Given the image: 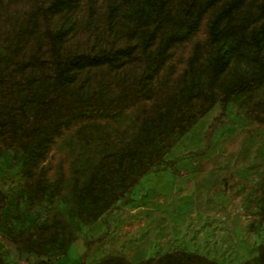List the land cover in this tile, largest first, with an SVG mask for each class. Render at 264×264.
Masks as SVG:
<instances>
[{"label":"rangeland","instance_id":"1","mask_svg":"<svg viewBox=\"0 0 264 264\" xmlns=\"http://www.w3.org/2000/svg\"><path fill=\"white\" fill-rule=\"evenodd\" d=\"M90 1L91 8L80 0L74 9L51 17L53 26L62 31L57 46L60 55L84 46L98 49L122 42L136 9L145 14L156 35L184 32L188 27L178 13L188 0H166L163 6L158 0ZM198 1L204 4L206 0ZM213 1L211 9L218 10L232 0ZM258 2L249 0L242 6L249 12ZM30 5L31 0H0V27H11ZM156 14H162L159 26L152 22ZM202 31L189 43L192 65L186 73L166 71L167 91L155 109L143 112L135 105L113 118L94 120L113 123L86 124L74 118L113 96L120 82H127L130 89L144 77L148 64L139 52L140 37L135 36L130 40L134 50L120 66L105 70V66L90 65L73 71L69 86L83 100L74 113L60 120L62 130L55 140L44 136L16 152L10 114L17 112L19 104L30 103V95L16 81L15 63L0 44V138L4 140L0 147V264H43V260L138 264L146 258L171 264V255L178 252L202 253L212 264H258L264 240V123L250 118L241 100L227 103L224 122L206 140L208 125L221 111L216 93V100L185 132L174 134L160 168H151L128 187L126 177L136 170L137 162L123 152L137 143L125 138L116 145L118 141L110 136L116 124L127 133L130 121L148 123L156 116L165 117L173 109L168 92L186 85L206 87V63L219 42ZM228 43H220L222 48L227 46L228 61L216 83L229 81L233 70L261 72L264 42L233 48ZM30 50L36 64L20 72L34 85L41 79L47 82L48 53L41 31L15 58L27 59ZM78 204L85 210L83 216L77 211ZM39 232L46 237L41 252L27 250Z\"/></svg>","mask_w":264,"mask_h":264},{"label":"trees","instance_id":"2","mask_svg":"<svg viewBox=\"0 0 264 264\" xmlns=\"http://www.w3.org/2000/svg\"><path fill=\"white\" fill-rule=\"evenodd\" d=\"M79 1L31 0V5L22 10L20 17L11 27L8 29L0 27V44L7 56L15 63L13 66L15 79L30 95V103L19 104L17 112L10 114V123L15 130V140L12 144L15 152L18 147H25L44 136L52 141L55 140V135L60 134L62 130L60 120L67 114L74 113V110L80 106L78 102L83 100L81 94L69 86L73 71L90 65L105 66V70L120 66L126 56L134 50L135 44L130 40L135 36L140 37L139 52L148 64L144 77H140L138 85L130 89L126 88L127 82H120L113 96L87 111L76 113L74 118L85 120L82 122L86 124L113 123L115 121L94 120L103 117L113 118L135 105L143 112L155 109L158 103L164 100V92L167 91L163 78L166 71L178 69L179 73L184 74L192 65L188 46L189 43L197 40L198 37L195 38L197 33L203 29L204 34L219 44L213 57L206 63L205 88L193 89L192 85H186L176 91L168 92L167 97L173 109L170 113H166L165 117L156 116L148 123L130 121L131 128L127 133H124L122 125L116 124L115 129L110 133L112 139L118 141L116 145L125 138L137 143L129 144L123 152L124 155H133L137 162L136 170L126 177V187L136 183L151 168H160L164 153L173 144L174 134L185 132L193 120L204 113L216 100V93H219L221 111L208 125L206 140L215 128L224 122L222 116L225 107L235 99L244 103V111L250 118L264 123V60L260 64L261 72L258 69L246 72L233 70L229 81L223 84L214 81L228 61L227 46L222 48L220 43L228 40V46L233 48L239 45L260 46L264 42V0H259L255 8L249 12L242 6L249 0H232L218 10L211 9L213 0H206L204 4L198 0L184 1L178 13L187 22V29L184 32L166 31L164 35H156L153 29H149L145 14L136 9L130 14L122 42L98 49L84 46L71 53L60 55L57 46L62 31L53 26L51 17L56 13L74 9ZM85 1L91 8V1ZM165 2L166 0H158L161 6ZM105 3L108 4V0H105ZM159 15L154 16L152 21L155 22L154 26H159L162 22ZM37 31H41L46 44L49 80L46 82L41 79L38 85H34L32 80L20 71L25 66L36 64V55L31 50L27 59H16L15 55L28 44ZM149 48L150 51L145 52ZM151 50H154V53L151 54ZM138 128H141L139 133L135 131ZM3 146L4 140L0 138V147ZM140 150L142 153L139 152ZM110 169L115 172L114 165ZM76 174L78 176L77 171ZM77 211L81 216L85 214V210L79 204ZM45 239V235L39 232L36 239L29 241L26 249L40 253L41 243ZM14 241L17 247L22 249L20 243L16 239ZM170 262L171 264H212L206 255L198 252L172 254ZM42 263L56 264L47 260H43ZM138 264L156 263L151 258H146ZM258 264H264V240L259 246Z\"/></svg>","mask_w":264,"mask_h":264}]
</instances>
